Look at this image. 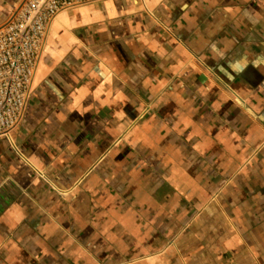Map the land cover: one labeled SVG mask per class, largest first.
Here are the masks:
<instances>
[{
  "label": "crops",
  "instance_id": "obj_1",
  "mask_svg": "<svg viewBox=\"0 0 264 264\" xmlns=\"http://www.w3.org/2000/svg\"><path fill=\"white\" fill-rule=\"evenodd\" d=\"M0 264H264V0L59 13L0 137Z\"/></svg>",
  "mask_w": 264,
  "mask_h": 264
},
{
  "label": "built area",
  "instance_id": "obj_2",
  "mask_svg": "<svg viewBox=\"0 0 264 264\" xmlns=\"http://www.w3.org/2000/svg\"><path fill=\"white\" fill-rule=\"evenodd\" d=\"M95 1L100 0H21L0 26V137L23 122L54 19Z\"/></svg>",
  "mask_w": 264,
  "mask_h": 264
}]
</instances>
